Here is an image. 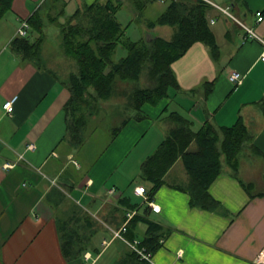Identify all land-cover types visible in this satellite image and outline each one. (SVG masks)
<instances>
[{
    "label": "crops",
    "instance_id": "1",
    "mask_svg": "<svg viewBox=\"0 0 264 264\" xmlns=\"http://www.w3.org/2000/svg\"><path fill=\"white\" fill-rule=\"evenodd\" d=\"M63 1L66 16H70L95 0ZM41 2L13 0L11 9L0 19V264H70L61 249L55 217L65 218L63 212L71 202L94 218L100 217L108 228L107 232L100 226L92 235L91 241L100 252L88 248L76 263L94 264L109 245H103V240H115L112 226L103 219L116 206L124 210L119 203L124 197L131 203H137L132 197H141L138 211L147 209L150 220L163 231L169 230L152 253L150 264H260L256 261L264 248V62L259 59L260 42L227 17L215 30L211 11V29L230 45L226 58L214 60L208 46L192 44L171 65L179 83L174 96L155 105L144 103L141 109L146 116L130 119L115 136L104 140L90 159L76 155L86 143L81 146L86 127L76 136L68 132L65 104L70 92L64 71L57 67L71 61L73 72L75 63L64 52L58 57L60 44L50 43L49 31L54 24L46 25L39 65L11 48L20 23ZM257 10L262 11L261 20H257ZM231 11L255 34L264 36V0H243ZM65 20V16L58 17L59 23ZM232 71L242 74L240 84L229 79ZM206 81L211 84L204 85ZM12 96L17 99L12 112L7 113L2 105ZM171 111L191 119L194 130L205 122L218 129L231 126L241 117L251 134L243 147L253 163L239 158L238 176L225 166L208 186L212 200L202 207L191 205L189 192L178 187L189 183L188 172L178 158L151 198L160 206V211L154 212L143 196L134 193V187L144 186L146 195L152 187L141 177V166L173 126L168 119ZM30 143L35 145L33 149L27 148ZM189 148L194 150L196 145ZM6 163L12 166L6 168ZM242 182L251 183L253 195ZM59 197L63 200L60 203ZM137 228L144 234L146 225L140 223ZM120 247L119 242L116 257Z\"/></svg>",
    "mask_w": 264,
    "mask_h": 264
},
{
    "label": "trees",
    "instance_id": "2",
    "mask_svg": "<svg viewBox=\"0 0 264 264\" xmlns=\"http://www.w3.org/2000/svg\"><path fill=\"white\" fill-rule=\"evenodd\" d=\"M153 1L124 0V4L131 3L137 13H143ZM164 1L167 3L165 9L155 19L146 21V25L148 29L157 25L173 27L169 38L148 35L147 39L132 40L128 37V25H123L117 19L118 10L124 5L123 0H95L78 7L70 16H66L63 0H42L26 19L28 33L25 36L16 35L11 41L15 53L39 65L42 45L47 36L46 25H59L63 52L77 67L65 81L70 92L65 104L67 128L72 136L83 133L89 122L88 117L94 114L91 111L93 107L101 101H109L115 94L124 97L126 92V108L131 114L123 118L112 137L130 119L144 118L146 115L141 109L144 103L158 104L162 98L169 96L171 88L179 89L171 65L195 42H204L211 56L217 60L219 51L209 19L213 6L205 0ZM12 2L0 0V19L11 9ZM237 4H243V0H232L231 6ZM60 16H65L64 23L58 22ZM119 49L125 50V54L119 53V56ZM209 84V81L204 83L206 86ZM205 89L210 90V87ZM168 119L173 126L141 166V177L152 183L148 200L163 182L166 172L180 158L188 172L189 183L185 187H178L189 192L191 205L206 207L212 200L208 186L225 166L238 176L239 154L251 140V134L241 117L231 126L218 129L205 122L197 130L193 129V121L179 111H171ZM192 143L196 145L194 150L189 148ZM243 185L253 195L251 183ZM62 197L58 198L59 203L63 201ZM119 203L124 210L116 206L107 221L103 220L112 226L111 231L125 224V239L130 242L137 240L140 248L153 253L169 230L163 231L161 225L147 217V209L141 213L138 211L139 204L131 203L129 198L124 197ZM67 204L70 206L63 212L66 217L55 218L62 252L70 264H76L86 249L93 248L95 252H100L101 249L93 245L91 238L100 231V226L105 231L108 228L102 224L100 217L94 218L75 202ZM128 210L136 211L131 218L126 215ZM140 223L146 225L141 238L137 231ZM88 225H91L89 231ZM115 240L121 243V253L112 264H150L124 241Z\"/></svg>",
    "mask_w": 264,
    "mask_h": 264
},
{
    "label": "rangeland",
    "instance_id": "3",
    "mask_svg": "<svg viewBox=\"0 0 264 264\" xmlns=\"http://www.w3.org/2000/svg\"><path fill=\"white\" fill-rule=\"evenodd\" d=\"M214 1L213 3H217L220 6H228L230 5L232 0H212ZM124 4V0H123ZM132 4H124L117 12V19L122 22L123 25H128L126 34L128 37H130L132 40H138L140 38H148V35L150 36H163L166 38H169L172 33H173V27L169 25H157L154 28L148 29L146 25V21L150 19H155L166 7L167 3L165 1H159L155 0L153 2H150L146 10L143 11V13H137V11L134 9ZM212 13L213 17L216 20V24L214 25L215 30L219 25H221L222 22H224L226 19V16L223 14V12L218 9L213 7L212 8ZM138 14V16H137ZM232 25V23H231ZM56 25H53L51 30L49 31L50 35L49 40L50 43H56L57 46L60 47L58 48L59 50V56L62 55L63 48L61 45V37L59 36V33L56 32ZM218 32V31H217ZM215 33V39H216V44L218 47L217 51H221V54L218 55L217 60L220 61V59H225L227 52L226 50L230 48V45L225 43V40L223 36L218 32ZM59 36V37H58ZM60 42V43H59ZM199 43H202L203 45H206L204 42L198 41ZM207 46V45H206ZM56 53V49L53 50ZM58 53V51H57ZM125 54V50L119 49L117 50V54L119 55ZM119 55V56H120ZM41 56V53H40ZM221 56V57H220ZM65 57H67L65 55ZM47 62L45 59L42 60V64H46ZM54 66L57 67L56 64H53ZM70 65V67H68ZM51 67V65H48ZM67 68H65V67ZM71 67H72V62L65 60V64L60 67H57L61 69V71H64L63 76L68 79L70 74H71ZM76 65L75 69L73 72L76 70ZM62 78V77H61ZM119 85H122V83L119 82ZM170 96L165 97L166 99L171 98V95L174 96V91L171 88L170 91ZM126 97V92H124V97L123 96H116V94L109 100V101H101L96 107H93L91 109L92 112H94L93 115L89 116V122L85 128V135H84V141L81 144V146L84 144L86 141L85 145L81 148L80 153L79 151L76 153L77 156L80 157H86V158H94V155L99 152L104 140H110L112 134L114 133V130L118 127L121 126V122L123 118L125 119L128 117L131 113L130 111L126 108L127 104V98ZM174 98V97H173ZM171 108V107H170ZM181 111H184L181 109ZM185 112V111H184ZM135 153V152H134ZM247 151L246 148L242 147L240 151V156L242 161H245V163L251 164L253 163L250 158L247 156ZM252 153V151H250ZM253 154V153H252ZM134 154H132L133 156ZM96 157V156H95ZM244 164V163H243ZM256 171V169H254ZM257 188V187H255ZM134 202H142L141 197H132ZM143 233H140L139 236H143ZM119 243L118 240H113L109 243V245L105 248L104 252H102L98 258L94 261V264H112V262L117 258L116 257V248L117 244Z\"/></svg>",
    "mask_w": 264,
    "mask_h": 264
},
{
    "label": "built area",
    "instance_id": "4",
    "mask_svg": "<svg viewBox=\"0 0 264 264\" xmlns=\"http://www.w3.org/2000/svg\"><path fill=\"white\" fill-rule=\"evenodd\" d=\"M160 1H164V0H160ZM206 2L211 3L213 6L217 7L218 9H220L224 15H226L227 17L233 19L236 23H238L242 28H244V30L247 32V36L250 38H253L255 40H257L258 42H260V44L262 45V51L260 53L259 59L261 61L264 62V36H259L257 34L254 33V31H252L250 28L246 27L242 21L240 19H238L231 11H230V6H219L215 3H213L210 0H205ZM256 16H257V20H261L262 19V11L257 10L255 12ZM213 22V21H212ZM28 29H29V25L27 20H23L19 27L17 28L16 31V35H21V36H25L28 33ZM242 74L238 71H232L229 75V79L234 83V84H240L242 82ZM17 99V96H12L9 99H6L3 103V108L7 113H11L13 110V103L14 101ZM35 147V145L33 143H30L27 145L28 149H33ZM12 164L10 163H6L4 165V167L9 168L11 167ZM111 193H113V191H110ZM134 193L140 196H143L145 201L148 203L149 207L151 208L152 211L154 212H158L160 211V206L157 205L152 199L148 200V197L146 195V189L144 186L141 185H137L134 187ZM136 211L135 210H128L126 212V215L128 218H131L134 213ZM126 230L125 224H123L119 229L117 230H112V238H117V239H121L122 241H124L131 249H133L136 253H138L142 258L148 260L149 262L152 259V253L146 251L144 248H140L138 246V241H128L127 239H125L124 237V232ZM103 245H108L110 243L109 240L104 239L103 240ZM257 263L260 264H264V248L260 251V253L257 255L256 258Z\"/></svg>",
    "mask_w": 264,
    "mask_h": 264
}]
</instances>
